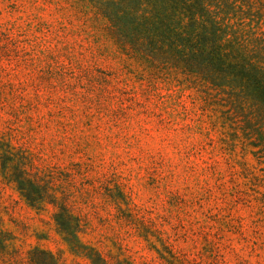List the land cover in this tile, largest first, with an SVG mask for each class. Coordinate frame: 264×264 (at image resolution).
Returning a JSON list of instances; mask_svg holds the SVG:
<instances>
[{
	"label": "rangeland",
	"instance_id": "rangeland-1",
	"mask_svg": "<svg viewBox=\"0 0 264 264\" xmlns=\"http://www.w3.org/2000/svg\"><path fill=\"white\" fill-rule=\"evenodd\" d=\"M126 1L0 0V264H264V104L150 47ZM212 1L264 69V0Z\"/></svg>",
	"mask_w": 264,
	"mask_h": 264
},
{
	"label": "trees",
	"instance_id": "trees-1",
	"mask_svg": "<svg viewBox=\"0 0 264 264\" xmlns=\"http://www.w3.org/2000/svg\"><path fill=\"white\" fill-rule=\"evenodd\" d=\"M145 2L152 9L145 6ZM212 4V0H127L122 15L130 17L131 27L147 40L150 47L162 48L161 45L166 44L190 73L205 76L218 85L222 78L239 79L240 83L253 89L255 97L264 104L263 67L255 66L236 50L232 41H224L220 25L211 17ZM227 45L230 49L224 47ZM20 189L30 202L36 200L23 181ZM59 224L72 247L77 248L79 244H74L80 242L77 230L64 221ZM88 254L92 264H109L97 251ZM46 255L49 263L43 264H57L52 253Z\"/></svg>",
	"mask_w": 264,
	"mask_h": 264
}]
</instances>
